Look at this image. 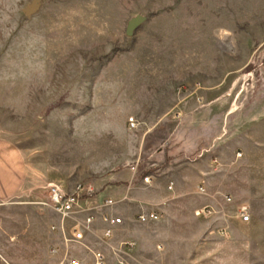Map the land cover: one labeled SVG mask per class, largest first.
Instances as JSON below:
<instances>
[{"label": "rangeland", "instance_id": "rangeland-1", "mask_svg": "<svg viewBox=\"0 0 264 264\" xmlns=\"http://www.w3.org/2000/svg\"><path fill=\"white\" fill-rule=\"evenodd\" d=\"M188 135L215 141L230 243L264 264V0H0V139L26 164L22 188L0 197V264H95L66 253L73 223L49 185L91 182L107 197L138 159L142 178L197 157ZM144 245L128 250L132 264H197L187 239Z\"/></svg>", "mask_w": 264, "mask_h": 264}, {"label": "crops", "instance_id": "crops-1", "mask_svg": "<svg viewBox=\"0 0 264 264\" xmlns=\"http://www.w3.org/2000/svg\"><path fill=\"white\" fill-rule=\"evenodd\" d=\"M198 99L202 100L201 97ZM184 145L189 149L195 146L200 151L198 156L186 152L183 160L157 169L149 183L143 181L138 174L139 169H131L120 184L106 187L103 194L114 199L113 205L103 207L106 197L99 198L98 195L80 200L76 216L83 218L92 214L94 220L85 229L82 240L73 239L71 230L64 234L66 253L80 247L93 257L94 262L95 252L101 251L107 263L108 258L116 254L119 263L124 260L132 264L126 257L131 248L140 251L147 242L149 248L156 252L162 246L170 249L173 239H187L188 246L195 245L197 264H218L220 259L229 260L231 254L240 255V264H246L243 246L230 243L229 233L234 231L236 220H225L226 208L232 197L225 193V188L214 186L213 180L222 165L218 157H212L215 141L205 146L203 138L195 139L188 135ZM21 156L10 142L0 139V197L11 196L22 188L26 164ZM137 161L140 162V159ZM200 186L204 187L203 191ZM204 207L212 208L213 212L210 215L198 214ZM150 211L157 212L158 218L140 221L147 224L149 230L134 231L137 224L133 219L135 213ZM104 212L120 217L122 221L115 224L104 221ZM67 219L73 223V219ZM241 221L246 222L242 217ZM108 228L112 230L111 236L105 234Z\"/></svg>", "mask_w": 264, "mask_h": 264}, {"label": "built area", "instance_id": "built-area-1", "mask_svg": "<svg viewBox=\"0 0 264 264\" xmlns=\"http://www.w3.org/2000/svg\"><path fill=\"white\" fill-rule=\"evenodd\" d=\"M130 126L132 128L137 127L138 122L136 121L135 117H130L129 119ZM242 153L239 152L238 156H241ZM139 161H136L132 166L131 169L133 171H137L139 169ZM153 176L152 174H147L143 177V181L149 183L152 181ZM200 190L203 191L204 187L200 186ZM97 195V189L95 185L91 182H84L81 181L77 183L71 191L63 190L57 184H50L49 185V201L51 207L58 212L62 218L73 219V224L71 225V235L72 238L75 240H82L84 238V231L88 228L89 224L94 220V216L92 214H86L83 218H80L77 215L79 210L76 208L79 201L85 198L93 197ZM115 203L114 199L110 197H106L103 200V207L110 206ZM87 210V209H84ZM213 212V209L210 207H204L201 211L197 213H204L205 215H210ZM158 213L155 211L150 212H142L137 215L139 221L146 222L152 219L158 218ZM103 220L109 223L115 224L120 223L122 218L114 217L108 212H104ZM242 220L249 221L250 216L245 211H242ZM55 229V227H53ZM106 236H111L112 230L110 228L106 229L105 231ZM74 264H78L77 261H73ZM95 264H107L106 257L104 253L101 251L95 252ZM120 264H130L127 261L121 260Z\"/></svg>", "mask_w": 264, "mask_h": 264}, {"label": "water", "instance_id": "water-1", "mask_svg": "<svg viewBox=\"0 0 264 264\" xmlns=\"http://www.w3.org/2000/svg\"><path fill=\"white\" fill-rule=\"evenodd\" d=\"M143 19L142 18H135L132 19L129 24H128V28H127V34L128 35H132L134 29H136L141 23H142Z\"/></svg>", "mask_w": 264, "mask_h": 264}]
</instances>
